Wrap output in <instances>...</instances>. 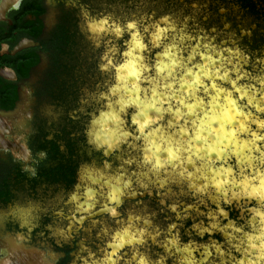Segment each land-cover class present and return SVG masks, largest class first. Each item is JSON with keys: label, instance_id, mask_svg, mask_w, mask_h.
I'll return each mask as SVG.
<instances>
[{"label": "clouds", "instance_id": "9594fccd", "mask_svg": "<svg viewBox=\"0 0 264 264\" xmlns=\"http://www.w3.org/2000/svg\"><path fill=\"white\" fill-rule=\"evenodd\" d=\"M79 14L96 79L68 118L95 163L82 182L76 165L58 207L47 193L14 204L3 239L39 264H264V52L172 11ZM53 155L36 149L22 171L40 180ZM89 217L104 221L92 239L74 230Z\"/></svg>", "mask_w": 264, "mask_h": 264}, {"label": "flooded vegetation", "instance_id": "af4514ba", "mask_svg": "<svg viewBox=\"0 0 264 264\" xmlns=\"http://www.w3.org/2000/svg\"><path fill=\"white\" fill-rule=\"evenodd\" d=\"M132 1L121 8L118 0L98 4L91 0H21L16 9L17 0H0V223L11 214L14 204L45 193L49 207H58L76 165L80 166L82 182L84 171L95 163L93 154L80 152L77 136H71L75 125L68 118L77 97L82 102L79 82L86 73L78 51L79 37L89 44L81 36L86 33L78 14L81 4L90 3L93 9L103 5L105 11L121 17L172 11L182 20L189 15L210 33H220L221 38L234 34L227 43L245 44L257 55L264 52V0ZM201 8L207 10L204 15L198 14ZM241 30L243 39L238 40ZM45 146L54 155L42 178L33 180L22 171L20 161L30 162L36 149ZM63 152L72 158L64 160ZM129 207L138 210L142 206ZM51 216L55 218L57 213ZM93 219L81 222L83 230ZM48 223L55 231V219ZM3 235L0 232V247L10 250L11 264H39L40 253L34 248H16L13 240H5Z\"/></svg>", "mask_w": 264, "mask_h": 264}, {"label": "rangeland", "instance_id": "374dc122", "mask_svg": "<svg viewBox=\"0 0 264 264\" xmlns=\"http://www.w3.org/2000/svg\"><path fill=\"white\" fill-rule=\"evenodd\" d=\"M99 1H101V0H91V2L93 4H98ZM118 1L119 2H117V4L120 5L121 8L128 7L129 4H132V2H133L132 0H118ZM203 10H204V12H203ZM199 12H200V13H198L199 15H204V13H206L207 10L201 8V9H199ZM78 14H79V12H78ZM206 16L204 17V19L206 18ZM119 17H121V15ZM242 27H240V28L241 29L245 28V27H243V28ZM78 42H79L78 43V51L80 52L81 59L85 63V66H86V73H85L84 80L79 82V84H80L79 93H82L81 94V100H82L81 104H84V103H86L85 97L88 95L89 87L94 82V80L96 79V76H95V73H94L93 67H92V65H93L92 48L89 46V44L85 43L81 37L78 38ZM76 115L77 114L75 112H71V116L73 119L76 118ZM71 136L76 137L75 131L72 132ZM81 149H82V146L80 145V152L84 153ZM88 154L92 155L91 152H88ZM145 196H147V193H145ZM131 204H135V203L133 202ZM68 219H71V218L68 217ZM93 220H95V219H93ZM93 220L89 221L87 226L84 227V230L81 227V224L79 227L74 228V230L75 231L83 230L82 231L83 235L87 239H92L94 233L96 231H98L101 224L104 223V221H101V220L98 223H93ZM85 242L86 241H80V246L83 247V244ZM76 255H77V253L74 251L73 256L75 257Z\"/></svg>", "mask_w": 264, "mask_h": 264}]
</instances>
